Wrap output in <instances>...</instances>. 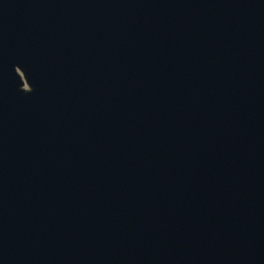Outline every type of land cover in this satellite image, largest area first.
Masks as SVG:
<instances>
[{
  "label": "water",
  "instance_id": "1",
  "mask_svg": "<svg viewBox=\"0 0 264 264\" xmlns=\"http://www.w3.org/2000/svg\"><path fill=\"white\" fill-rule=\"evenodd\" d=\"M0 264H264V0H0Z\"/></svg>",
  "mask_w": 264,
  "mask_h": 264
}]
</instances>
